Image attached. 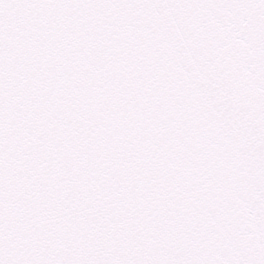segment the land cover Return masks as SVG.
<instances>
[{
	"label": "snow or ice",
	"instance_id": "1",
	"mask_svg": "<svg viewBox=\"0 0 264 264\" xmlns=\"http://www.w3.org/2000/svg\"><path fill=\"white\" fill-rule=\"evenodd\" d=\"M0 264H264V0H0Z\"/></svg>",
	"mask_w": 264,
	"mask_h": 264
}]
</instances>
